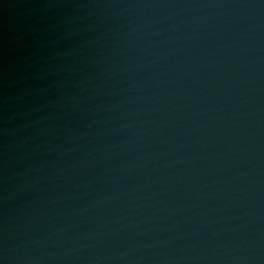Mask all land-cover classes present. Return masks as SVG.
<instances>
[{"label": "water", "instance_id": "water-1", "mask_svg": "<svg viewBox=\"0 0 264 264\" xmlns=\"http://www.w3.org/2000/svg\"><path fill=\"white\" fill-rule=\"evenodd\" d=\"M0 264H264V0H0Z\"/></svg>", "mask_w": 264, "mask_h": 264}]
</instances>
